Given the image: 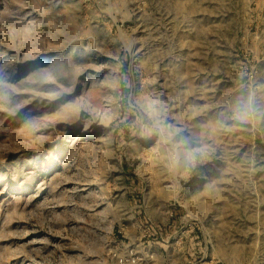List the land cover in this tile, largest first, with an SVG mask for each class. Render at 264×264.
Segmentation results:
<instances>
[{"label":"rangeland","instance_id":"rangeland-1","mask_svg":"<svg viewBox=\"0 0 264 264\" xmlns=\"http://www.w3.org/2000/svg\"><path fill=\"white\" fill-rule=\"evenodd\" d=\"M0 264H264V0H0Z\"/></svg>","mask_w":264,"mask_h":264},{"label":"bare ground","instance_id":"bare-ground-1","mask_svg":"<svg viewBox=\"0 0 264 264\" xmlns=\"http://www.w3.org/2000/svg\"><path fill=\"white\" fill-rule=\"evenodd\" d=\"M76 128V127H75ZM179 129V128H178ZM72 162V161H71Z\"/></svg>","mask_w":264,"mask_h":264}]
</instances>
